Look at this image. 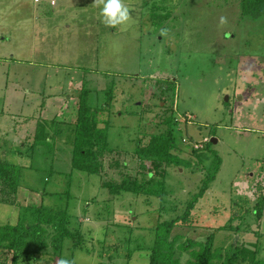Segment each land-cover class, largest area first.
Here are the masks:
<instances>
[{
  "label": "rangeland",
  "instance_id": "obj_1",
  "mask_svg": "<svg viewBox=\"0 0 264 264\" xmlns=\"http://www.w3.org/2000/svg\"><path fill=\"white\" fill-rule=\"evenodd\" d=\"M56 2L0 0V159L26 167L17 204L0 203V223L23 218L37 229L46 191V205L66 208L69 231L56 251L53 228L28 238L16 262L14 251L0 247V264H57L61 258L149 264L156 226L185 212L215 165L214 152L198 151L207 155L204 169L192 151L212 138L220 167L190 223L180 222L173 236L205 241L216 232L215 248L229 250L239 241L264 262V212L258 219L255 211L264 196V15H245L242 0H124L127 26L110 27L94 0ZM169 79L175 87L167 105L177 119L173 152L191 165L168 168L163 198L115 194L104 183L122 177L114 166L119 152L128 153L125 174L134 176L140 139L146 136V143L167 128L159 124L160 88ZM110 87L115 97L100 113V126H107L110 149L102 162L115 167L113 176L74 168L65 136L76 122L81 91L89 89V103L104 107ZM39 123L51 134L63 130V137L35 142ZM176 255L189 257L179 248Z\"/></svg>",
  "mask_w": 264,
  "mask_h": 264
},
{
  "label": "trees",
  "instance_id": "obj_2",
  "mask_svg": "<svg viewBox=\"0 0 264 264\" xmlns=\"http://www.w3.org/2000/svg\"><path fill=\"white\" fill-rule=\"evenodd\" d=\"M242 11L245 15L251 17H260L264 15V0H242ZM160 83V82H159ZM162 84V83H161ZM164 86L161 87L165 107L159 119V124L166 125L164 132L159 134H151L149 140L143 143V136L140 139L136 148L134 165V176L125 174V170L129 169L131 159L128 158V153L119 152L120 157L116 159L114 166L120 167L122 170L117 171L122 175L121 179L108 178L105 179L104 185L115 194L122 191H132L139 194H156L163 198L168 194L166 189V177L168 168L171 165L186 166L191 165V160L181 158L180 155L173 152L175 147V125L177 119L172 114L174 108L167 105L168 97L166 94L175 86L172 80L164 81ZM90 90L85 88L81 91L77 102L76 112L77 119L73 125L68 124V133H65L66 140L72 144V165L76 169L90 173H98L104 171L106 174L112 175L115 167L111 163L104 164L102 157L109 149L107 142V126L101 127L100 113L109 109L110 104L114 100L113 88L110 87L106 91L107 102L103 106L94 107L89 103ZM171 112V114H170ZM55 120V119H54ZM66 124V123H65ZM63 137V130L48 133L39 123L34 135V140L37 143L49 142L50 138ZM203 149L207 152H214L215 165L210 167L205 173L201 181L199 191L188 202L185 212L176 218L166 220L156 226V239L148 251L149 264H241L246 261L249 264H264L257 256L250 257L243 249L242 243L234 241L229 250L215 248L213 234L209 235L205 241L198 238L186 237L181 241L183 235L175 234L173 231L179 223H190L192 211L209 189V184L215 179L217 171L220 167L221 159L213 149V142L208 140L201 148L193 147L192 151L199 154V150ZM199 162L203 164L205 169L206 164L204 159L207 155H198ZM133 169V168H132ZM26 167L23 165L11 163L0 159V203L15 205L17 204L19 187L22 185V180L25 176ZM139 174L142 175V180H139ZM50 192H43L42 202L39 208L41 213L39 220L42 225L37 229L30 228L28 224L23 223V218L15 223H0V247L14 251L15 262L18 256V249L26 247V240L30 237L40 238V235L46 234L50 228L54 230V249L58 250V240L69 231V216L65 207H53L46 205L43 201L44 195ZM52 194V193H51ZM23 209V208H22ZM28 211V210H25ZM256 213L258 219H262L264 212V196L256 205ZM228 225L220 226L227 228ZM236 231V230H235ZM238 231H236V234ZM42 247H46L42 240ZM181 253L186 252L189 257L186 261H182L180 256H177V249Z\"/></svg>",
  "mask_w": 264,
  "mask_h": 264
},
{
  "label": "clouds",
  "instance_id": "obj_3",
  "mask_svg": "<svg viewBox=\"0 0 264 264\" xmlns=\"http://www.w3.org/2000/svg\"><path fill=\"white\" fill-rule=\"evenodd\" d=\"M94 6L100 7L102 23L107 26H127L130 20L129 8L124 0H94ZM225 22V18L222 17L221 24ZM57 264H74V262L61 258Z\"/></svg>",
  "mask_w": 264,
  "mask_h": 264
},
{
  "label": "built area",
  "instance_id": "obj_4",
  "mask_svg": "<svg viewBox=\"0 0 264 264\" xmlns=\"http://www.w3.org/2000/svg\"><path fill=\"white\" fill-rule=\"evenodd\" d=\"M53 3H54V2H53ZM205 140H206V139H205ZM203 145H204V144H202V142H200V143H196V144H195V147H196V148H201V147H203Z\"/></svg>",
  "mask_w": 264,
  "mask_h": 264
},
{
  "label": "crops",
  "instance_id": "obj_5",
  "mask_svg": "<svg viewBox=\"0 0 264 264\" xmlns=\"http://www.w3.org/2000/svg\"><path fill=\"white\" fill-rule=\"evenodd\" d=\"M52 1H54V3L52 2ZM51 3L52 4H56L57 2H56V0H51ZM68 112H66V114H67ZM55 120H57V117L55 118Z\"/></svg>",
  "mask_w": 264,
  "mask_h": 264
},
{
  "label": "water",
  "instance_id": "obj_6",
  "mask_svg": "<svg viewBox=\"0 0 264 264\" xmlns=\"http://www.w3.org/2000/svg\"><path fill=\"white\" fill-rule=\"evenodd\" d=\"M212 141L216 142V141H217V139H216V138H212Z\"/></svg>",
  "mask_w": 264,
  "mask_h": 264
}]
</instances>
